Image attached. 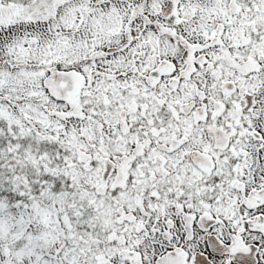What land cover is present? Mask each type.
<instances>
[{"label":"snow or ice","instance_id":"obj_1","mask_svg":"<svg viewBox=\"0 0 264 264\" xmlns=\"http://www.w3.org/2000/svg\"><path fill=\"white\" fill-rule=\"evenodd\" d=\"M0 264H264V0H0Z\"/></svg>","mask_w":264,"mask_h":264}]
</instances>
